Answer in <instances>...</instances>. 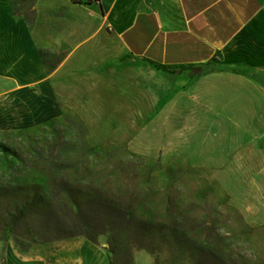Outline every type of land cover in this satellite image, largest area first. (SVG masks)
Returning <instances> with one entry per match:
<instances>
[{"label":"rangeland","instance_id":"obj_1","mask_svg":"<svg viewBox=\"0 0 264 264\" xmlns=\"http://www.w3.org/2000/svg\"><path fill=\"white\" fill-rule=\"evenodd\" d=\"M215 69L208 63L192 72ZM131 74L139 77L137 70ZM53 81L57 101L48 103L49 118L0 130V264H16L32 249L40 257L45 246L74 238L102 246L111 264H264V136L261 150L234 145L227 160L194 165L195 151L211 156L225 148L222 139L204 146L215 136L206 123L205 130L189 132L200 119L154 120L147 127L151 120L117 111L118 89L112 101L92 103L86 91L63 89V78ZM146 82L143 77L138 85ZM157 83L153 88L168 95L184 85ZM258 121L264 131V118ZM157 131L167 134L164 143ZM28 200L35 204L29 217L9 226L8 210ZM105 205L131 210V224L113 231ZM93 213L106 227L89 219ZM84 233L95 241L64 237Z\"/></svg>","mask_w":264,"mask_h":264},{"label":"crops","instance_id":"obj_2","mask_svg":"<svg viewBox=\"0 0 264 264\" xmlns=\"http://www.w3.org/2000/svg\"><path fill=\"white\" fill-rule=\"evenodd\" d=\"M208 63L216 69L192 72ZM136 70L139 77L131 74ZM260 72L264 0H0L1 131L49 118V104L57 101L53 80L63 78V89L86 91L92 103L112 101L118 89L117 111L151 120L147 127L154 120L200 119L189 132L205 130L206 123L215 136L204 146L222 139L225 148L209 157L195 151L198 161L192 164L213 165L199 161L227 160L234 145L262 149L264 131L256 125L264 118V87L254 78ZM143 77L145 87L138 85ZM159 81L184 85L168 95L153 88ZM156 135L166 141L163 131ZM40 253L18 255L16 264H111L102 246L82 238L50 244Z\"/></svg>","mask_w":264,"mask_h":264},{"label":"trees","instance_id":"obj_3","mask_svg":"<svg viewBox=\"0 0 264 264\" xmlns=\"http://www.w3.org/2000/svg\"><path fill=\"white\" fill-rule=\"evenodd\" d=\"M14 1L17 4H22V3H30L31 1H34V0H14ZM34 205L35 204H34L33 200H31V201L28 200V201L23 202L20 205L16 204L13 208L11 207V209H9L8 213H7V220H8L9 226L15 227L16 225H18L23 220H26L29 217L30 212L33 210ZM105 207L109 210V212L111 213V215L113 217L112 222L108 223V225H111L113 227V231L125 229L127 227V224H131V220L134 218L131 210H123L116 205H105ZM89 219L91 221H94L95 224H98V222H100V225L103 224L102 225L103 227H106V225H107V222L103 223L101 221V218L96 213H93L91 216H89ZM121 223L122 224L125 223L126 225L118 226ZM143 231L147 234L148 233L150 234L152 232V229L145 227V228H143ZM80 235H85L89 239H91L92 241H95V238L88 233L78 234V235L70 234V235H65L64 237L70 238V237H76V236H80ZM21 247L24 250H27L31 246H24L23 245Z\"/></svg>","mask_w":264,"mask_h":264},{"label":"water","instance_id":"obj_4","mask_svg":"<svg viewBox=\"0 0 264 264\" xmlns=\"http://www.w3.org/2000/svg\"><path fill=\"white\" fill-rule=\"evenodd\" d=\"M254 78L264 87V72H260L259 74L255 75Z\"/></svg>","mask_w":264,"mask_h":264},{"label":"built area","instance_id":"obj_5","mask_svg":"<svg viewBox=\"0 0 264 264\" xmlns=\"http://www.w3.org/2000/svg\"><path fill=\"white\" fill-rule=\"evenodd\" d=\"M92 2H97L98 0H91Z\"/></svg>","mask_w":264,"mask_h":264}]
</instances>
